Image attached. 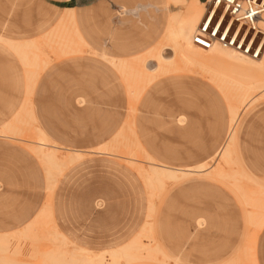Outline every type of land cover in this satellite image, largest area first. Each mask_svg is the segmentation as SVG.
I'll return each instance as SVG.
<instances>
[{
    "label": "rangeland",
    "instance_id": "obj_1",
    "mask_svg": "<svg viewBox=\"0 0 264 264\" xmlns=\"http://www.w3.org/2000/svg\"><path fill=\"white\" fill-rule=\"evenodd\" d=\"M242 6L263 13L264 0H213L201 24L210 18L209 36L215 33L223 45L255 58L264 51V31L256 18L238 12ZM180 8L170 0H0V236L13 245L11 253L21 250L10 255L14 261L50 264L55 255L59 264H82L91 256L109 258L106 252L129 243L150 222L166 256L132 264H255L248 251L253 241L257 262L264 264V227L249 223L252 209L242 198L251 183L242 181L238 191L227 181L195 175L169 182L151 199L137 168L148 169L153 160L177 168L208 161L213 169L221 155L212 161L224 142L229 112L207 71L179 63L136 98L113 64L162 43L164 56L172 57L164 33L170 12ZM57 28L73 37L69 48L48 49V64L31 80L6 41H44ZM148 56L154 69L156 61ZM24 107L35 121L22 126L24 117L15 115ZM8 124H14L11 132L4 128ZM36 127L61 154L83 155L49 178L48 166L32 150ZM121 130L123 137L115 138ZM234 150L237 164L231 168L240 165L264 185V97L243 111ZM31 222L30 237L20 236Z\"/></svg>",
    "mask_w": 264,
    "mask_h": 264
},
{
    "label": "bare ground",
    "instance_id": "obj_2",
    "mask_svg": "<svg viewBox=\"0 0 264 264\" xmlns=\"http://www.w3.org/2000/svg\"><path fill=\"white\" fill-rule=\"evenodd\" d=\"M170 1H172L174 5L181 6V8L178 10V13H174L173 15H171L170 22L163 41L164 43H166L165 45H167L168 43L170 49L173 52V56L169 58L164 56L163 50H161V47H163L162 43L160 44V49L157 47L153 51V53H151L152 59H150L153 60L154 58V60L156 61V67L154 69L148 67V56L141 66V72L147 74L148 76L150 75V77L152 78H156L158 76H161L160 74L162 73L167 74V72H170V70L173 72V70H176L178 68L179 63H183L188 65V69H192V67L190 68V66L199 67L204 70V72L207 71L211 75L210 80L220 87L229 102L231 110V132L215 168L209 169L207 168V166H202L197 169V171L206 172L210 175H214L223 180H226L238 191H241L243 190V187L241 186L242 181L247 180V178H245L241 174L239 168H231L233 164H236L235 160H233L232 150L233 133L235 125L241 113L258 98L264 97V51L262 52L261 56L251 58L235 51L234 49L228 48V46L223 45L216 39H213V43L208 47V49H204L195 45L194 36L199 31V26L206 12L207 3L205 2V0H203L205 3L202 0ZM243 11H246V13L250 17H253L256 14L254 10H248L247 8H245V6L243 7ZM261 12L262 11L257 12L261 14V16L259 15L257 18V24L264 31V9L263 13ZM67 29L68 28H66V30ZM39 49L40 51L44 52L45 46H40ZM208 55L210 57H207ZM210 61L212 62V64H219V68L215 67L216 65L211 66L212 64ZM220 64L222 66H220ZM202 75H204V73ZM132 96L136 97V95ZM22 117H24V121L27 123L26 124L23 121L20 122L22 126L23 124L28 125L31 124V122L33 123L31 110H29L28 108L24 107L22 113L19 114L17 119H20ZM12 128H14V126H10L6 130L11 132ZM35 130L37 134V140L31 142L32 150L37 152L42 159L41 162L48 166L46 170L47 176L49 178H52L55 174L54 171H59V168L61 166H64L63 164L67 161L73 162L74 160L81 157V155L77 153H68L67 155L61 154L59 148H57L47 138H45L37 127L35 128ZM123 133L125 134L124 131ZM120 136L123 137V134H121ZM130 145L131 144H129V146ZM133 145L134 144H132V146ZM132 161L127 160L130 165L134 164L133 166H136L135 163H132ZM148 161L152 163H150V165L148 164V169L142 168L140 164L137 165V168H141L138 169L141 172V175L147 186V190L149 191V196L152 199L156 196L157 192H162L169 182H174L179 178V171L161 167L151 160ZM227 166L230 167L227 168ZM182 174H185V172H183ZM243 186L245 185L243 184ZM242 196L245 199L247 205L251 207L250 209H252L250 211L251 225L258 228L256 230H260L262 225L264 224V190L252 184V189L247 190V192L243 191ZM33 225L29 226L25 232L20 233V236L29 238L31 230L33 229ZM150 230L151 224L150 222H148L146 223L145 229L141 236L129 247L120 252H117L116 254L108 255L107 257L109 258H106L105 254L94 257L90 255L91 257L86 258L82 264H121L122 261H125V264H132L142 259L154 260L156 262L157 255L162 254L157 248L153 238L151 237ZM56 235L58 236L60 234L56 232ZM142 237L149 238V243L143 242ZM254 245L255 241H253L248 248L251 258H253ZM10 246L12 247L13 245H10V243L8 245L5 237H0V264H25V262L20 263L19 261L16 262V260H13L14 255H19L21 253V250L17 249L13 253H11L12 251H10L9 249ZM11 254H13L12 259L10 258ZM55 257V255L51 256L50 264H59L58 258ZM62 262L64 264H77L76 261L72 259H65Z\"/></svg>",
    "mask_w": 264,
    "mask_h": 264
},
{
    "label": "crops",
    "instance_id": "obj_3",
    "mask_svg": "<svg viewBox=\"0 0 264 264\" xmlns=\"http://www.w3.org/2000/svg\"><path fill=\"white\" fill-rule=\"evenodd\" d=\"M171 13L172 12H170V14L168 16V21H167V26H166V29H165V33L167 31V27H168L169 22H170ZM73 23H75V22L73 21ZM165 33H164V36H165ZM74 35L79 40L83 41V38H82L81 34L78 32V30L74 31ZM72 38L73 37L70 36L66 31L63 32L62 28L61 29L57 28L53 32L45 34L42 37V39L44 41H40V42H38V41H28V42H25V43L6 41V44L21 58L24 66L27 68L28 77L31 78V80L32 79L35 80L36 77H37V69L41 66V64L47 65L48 62H49L50 52L48 51V49L50 51H52V52H55V53H57V52L65 53L67 48H69V44L68 43H69V41ZM40 46H45V51L44 52L40 51V49H39ZM157 47L155 46V47H153L152 49H150L147 52H145L146 51L145 50L142 54L140 53V54L134 55L130 59L120 60L118 62H114L113 61V64L117 67L119 72L124 77V80H125L126 86H127V91H128L130 96L136 95V98H139L145 92L147 86H150L154 82V80L157 79V77L156 78H152V77H150V75L148 76L147 74L141 72V66L143 65V62L145 61V59L147 58V55L153 53V51ZM47 58H49V59H47ZM222 93H223V96H224V98H225V100L227 102V107H228V112H229L228 126H227V130H226V133H225L224 142L216 150L215 156L212 158V161L214 159H216L221 154L222 150L224 149V147H225V145H226V143L228 141V138H229V135H230V132H231V110H230V105H229L227 97H226V95L224 94L223 91H222ZM23 109H22V111H23ZM242 113H241V115H242ZM19 114H20V112H18L15 115V120H17ZM31 115H32L33 122H34L35 118H34V115H33L32 111H31ZM241 115H240V117H241ZM240 117H239V119H238V121H237V123L235 125L234 133H233V141H232L233 155L235 154L234 142H235V135H236V127H237V124H238V122L240 120ZM180 122H182V120H180ZM10 126H14V124H8V125L4 126V128L7 129ZM39 130L44 135V137L47 138L46 134L41 129H39ZM190 132L191 133H195L196 129L192 128L190 130ZM122 133H123L122 130L119 131L115 135V138L119 137ZM53 145H55V144H53ZM110 145H111V143L104 144V147L107 148V147H110ZM68 153H71V154H76L77 153V154H79L81 156L83 155V152L81 150H72V151H68ZM235 162L237 164L236 160H235ZM154 163H156L157 165H159L161 167L167 168V169L179 171V178L176 181H174L175 183L180 182L182 180H185V179H187L189 177H192V176H195V175H202V174L208 175V176H212V177H214L216 179H219V180H223V179H221L219 177H216L214 175H210V174H208L206 172L197 171V169H199L200 167L207 166L209 164L208 161H205V162H203V163H201L198 166L193 167V168H177V167H174V166H169V165L158 163V162H154ZM238 167L240 169L241 174L245 178H247V180L251 184L256 185V186H258V187H260V188H262L264 190V185L263 184H260V183H258L256 181L252 180L247 174L244 173V171L242 170L240 165H238ZM183 172H185V174H182ZM223 181H226V180H223ZM242 198H243V196H242ZM243 200L245 201L244 198H243ZM245 203H246V201H245ZM247 215L249 217L248 218L249 219V223L251 224L250 211L247 212ZM33 224H34V222L28 223L27 226L24 228V230L22 232H25L27 230V228L29 226L33 225ZM263 227H264V224L262 225L261 229ZM144 229H145V226L142 228L141 232L136 237H134L129 243L121 246L118 249H115V250H112V251H109V252H106V253L108 255L116 254L117 252H120V251L124 250L125 248L129 247L130 245H132L141 236V234L143 233ZM150 231H151V237L153 238L157 248L159 249L161 254L165 257L166 254H165V251H164L162 245L157 240V238H155V236H154V233H153V230H152V225H151V230ZM22 232H20V233H22ZM0 237H2V236H0ZM255 245H254L253 259H254V263L258 264L257 257H256V252H255Z\"/></svg>",
    "mask_w": 264,
    "mask_h": 264
},
{
    "label": "built area",
    "instance_id": "obj_4",
    "mask_svg": "<svg viewBox=\"0 0 264 264\" xmlns=\"http://www.w3.org/2000/svg\"><path fill=\"white\" fill-rule=\"evenodd\" d=\"M211 1H213V0H210V1H208V0H206V3H209V2H211ZM243 7L244 6H242L240 9H241V11L240 10H238V12H243L244 14H246V16L247 17H250L247 13H246V11H243ZM246 8V7H245ZM248 10H254V12L256 13L255 14V16H253V17H250V18H258V16L260 15L261 16V14L260 13H257V12H260L261 10H259V9H249V8H247ZM237 12V11H236ZM262 13V12H261ZM209 26H210V18H208L207 20H205L204 22H202V24H200V26H199V31L195 34V36H194V44L195 45H197V46H199V47H202V48H204V49H208V47L210 46V45H212V43H213V39H216V40H218V41H220L219 39H217L216 38V36H215V33H213L212 34V36H209V34H208V28H209ZM221 43H222V41H220ZM223 44V43H222ZM258 55H256V57H257Z\"/></svg>",
    "mask_w": 264,
    "mask_h": 264
}]
</instances>
